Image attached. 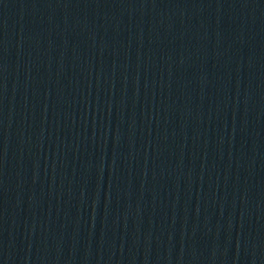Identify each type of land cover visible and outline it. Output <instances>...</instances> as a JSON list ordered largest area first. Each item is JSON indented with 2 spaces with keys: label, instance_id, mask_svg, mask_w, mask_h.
<instances>
[{
  "label": "water",
  "instance_id": "obj_1",
  "mask_svg": "<svg viewBox=\"0 0 264 264\" xmlns=\"http://www.w3.org/2000/svg\"><path fill=\"white\" fill-rule=\"evenodd\" d=\"M0 264H264V0H0Z\"/></svg>",
  "mask_w": 264,
  "mask_h": 264
}]
</instances>
